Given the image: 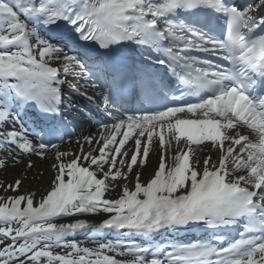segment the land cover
<instances>
[{"label":"snow or ice","instance_id":"obj_1","mask_svg":"<svg viewBox=\"0 0 264 264\" xmlns=\"http://www.w3.org/2000/svg\"><path fill=\"white\" fill-rule=\"evenodd\" d=\"M68 77L93 81L85 98L111 117L76 151L34 143L21 123L30 108L62 117ZM154 148L152 175L136 171L130 188ZM6 149L0 170L54 150V175L39 193L20 191L26 176L0 182V264H264V0H0ZM193 225L211 235L155 239ZM81 231L93 247L73 238Z\"/></svg>","mask_w":264,"mask_h":264},{"label":"bare ground","instance_id":"obj_2","mask_svg":"<svg viewBox=\"0 0 264 264\" xmlns=\"http://www.w3.org/2000/svg\"><path fill=\"white\" fill-rule=\"evenodd\" d=\"M87 82H90V81H87ZM87 82L82 80L81 85H80L81 88H79V90L76 88L77 93H74L75 96L81 98L82 100H84V102L87 101L85 96H83L84 95L83 90H86L85 88H89L90 94L93 95V89L91 87V84L88 85V84H86ZM95 92L99 93L100 89L99 88L95 89ZM82 100L76 98L77 102L84 103V102H82ZM111 113L113 115H115V113H113V112H111ZM102 114L104 115L103 117H89V118L87 117V122H89V123L86 125H83L81 123H79V125L77 127L74 125V127H72V129L74 128V130H75V134H74L73 138L67 137V134H64L63 135L64 136L63 142L61 143V142L55 140V143H60L61 150H63V151H76V150H78L76 141L79 140L81 143H83V136L90 135V134L95 135L96 132L98 131V123H97L98 121L103 120L104 122H111V117L107 113H102ZM83 118H84V116L81 117V119H83ZM29 122H32L31 128H28ZM75 122H77V124H78V121H75ZM21 123L29 129L30 138L33 140L34 143H37L41 140V137L39 136V134L33 130L35 128V125L38 127H41V126L38 123H36L35 118L32 115L27 113L25 116L24 114H22ZM8 127H10V125ZM16 127L19 128L20 124H17ZM85 150L87 151V147H85ZM53 151L54 150H50L44 159H41L37 155H32V157L29 158L34 165V170H35V174L33 173L32 175L35 176L36 178H34L33 183L31 182V186L29 188H25V190L30 189L32 191H36L39 193V192H43L44 189L47 187L49 179L54 175V170L51 167V165L53 163V159H52V152ZM203 154H208L207 148H205ZM211 155L213 156V158L216 157V153L214 151L211 152ZM27 162L28 161H26L25 164H27ZM157 163H158V155H157V150L154 148L152 153L150 154L149 161H148L147 165L143 169H139V168L134 169L133 173L129 176V181H128L129 187L130 188L133 187V181H134L136 171H140L141 172V180L146 181L152 175L153 170L157 166ZM19 169H20V166L19 167L18 166L17 167L16 166L15 167H9L6 169V173L8 176H14V174H16V175L18 174ZM24 171H26V170L24 169L23 172ZM8 180H10V177L8 178ZM25 183H27V181H25ZM119 192H120V189L117 188L115 190L110 191L107 194V196H108V198H116L117 195L119 194ZM37 199H39V196H37ZM104 215L105 214H99V215H95V216H89L87 218H88L90 223L95 224V223H98L103 218Z\"/></svg>","mask_w":264,"mask_h":264},{"label":"rangeland","instance_id":"obj_3","mask_svg":"<svg viewBox=\"0 0 264 264\" xmlns=\"http://www.w3.org/2000/svg\"><path fill=\"white\" fill-rule=\"evenodd\" d=\"M68 80L70 83H66L64 88H66L67 90H69L72 93H77L76 88H80L79 82H81V81L75 80L72 77H68ZM71 85H74L75 87H72ZM69 97H71V94L69 92H65V98L68 99ZM69 104H70V102H69ZM71 138H73V137H71ZM10 151H11V149H6L3 151H0V157L8 155V153ZM30 157H32V155L31 156L21 155L18 157V159L21 160V163L19 165H16V167L20 166V169L18 170L17 175L14 174V176H8L6 173V170H0V182L7 181L9 177H10V180H8V182L14 180L17 177L26 176L27 179H25V181H27V183H25V181L23 182V184L21 185L20 191L23 192V191H25V188H29L31 186V182L33 183L34 178H36L35 176L32 175L33 173L35 174L34 165L31 169H25V166H24V165H26L25 162L28 161ZM11 162H12L11 157H9V163L11 164ZM24 169L26 171L23 172ZM117 188L118 187H116L115 189H117ZM9 194H11V193H9ZM0 195H3V193H0ZM89 239L90 238H81L78 241H80L84 246L93 247L94 245L90 242L91 239L90 240Z\"/></svg>","mask_w":264,"mask_h":264}]
</instances>
